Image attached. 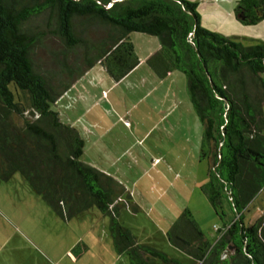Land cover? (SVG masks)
I'll return each mask as SVG.
<instances>
[{"label": "trees", "instance_id": "obj_1", "mask_svg": "<svg viewBox=\"0 0 264 264\" xmlns=\"http://www.w3.org/2000/svg\"><path fill=\"white\" fill-rule=\"evenodd\" d=\"M40 16L57 41L50 55L58 69L48 73L36 71L31 61L43 33L26 26ZM234 18L255 25L264 18V0H239ZM132 33L157 38L158 62L186 79L202 128L200 158L208 163L200 191L221 223L210 244L185 209L169 228L168 242L196 264H264V43L243 46L202 28L195 3L0 0V182L20 173L64 221L96 209L108 218L115 253L129 264H178L138 243L120 223L117 203L129 198L125 188L82 161L79 133L53 110L95 66L114 82L132 71ZM254 202L260 216L252 221L246 213Z\"/></svg>", "mask_w": 264, "mask_h": 264}, {"label": "crops", "instance_id": "obj_2", "mask_svg": "<svg viewBox=\"0 0 264 264\" xmlns=\"http://www.w3.org/2000/svg\"><path fill=\"white\" fill-rule=\"evenodd\" d=\"M129 39L137 60L132 71L114 82L95 66L53 110L79 133L82 161L125 188L129 198L117 203L120 223L138 243L175 260L167 232L189 207L172 193L177 180L157 175L172 168L170 154L177 160L189 146L195 149L202 128L173 87L179 80L158 62V40L141 34ZM9 183L15 185L12 194H0V264H129L115 253L108 218L96 209L64 221L24 180Z\"/></svg>", "mask_w": 264, "mask_h": 264}, {"label": "rangeland", "instance_id": "obj_3", "mask_svg": "<svg viewBox=\"0 0 264 264\" xmlns=\"http://www.w3.org/2000/svg\"><path fill=\"white\" fill-rule=\"evenodd\" d=\"M189 3L196 4V13L199 17L200 26L213 33H222V35L230 38L232 41L241 43L243 46L257 45L264 43V18L255 25H244L236 21L234 18V8L239 0H183ZM27 28L33 30L36 33H43V36L39 44L34 48L31 54V61L36 71L42 73H48L56 71L58 66L53 63L50 50L57 49V41L53 36L47 33L45 28V16L35 17L29 20L26 24ZM94 32V30H92ZM96 33V32H94ZM98 34V33H96ZM131 35H138V33H132ZM143 35V34H141ZM156 42L157 38L153 37ZM137 43V42H136ZM140 49H144L141 44H137ZM175 78L179 80L173 85L174 89H177L178 96L184 98L189 102L186 79L183 74L175 71L173 72ZM248 89L251 93H255L254 85L248 84ZM264 114V105L262 107ZM196 126L199 130L201 125L193 112ZM198 139L195 142V149L189 146L182 157L175 160L173 155L171 156V169H162L161 174L157 177L160 180H177L175 183V189L172 193L178 196V201L183 205L189 207V211L194 213L193 217L198 224L199 228L203 232L206 240L210 244L218 237L216 229L221 227V223L214 215L209 203L205 196L201 193L200 187L207 181V169L208 163L206 159L200 158V142ZM170 146V145H168ZM175 174L177 176L175 177ZM9 180H24L20 173H15ZM0 182V194L10 195L13 192L14 183ZM27 184V183H26ZM15 194V193H14ZM264 194V191H263ZM14 197L11 196V199ZM18 205V202L15 201ZM254 202L249 212L246 213L247 219L254 221L260 214L255 212ZM192 214V213H191ZM175 255V261L178 264H196L195 261L180 252L176 248L170 249ZM155 264H171L164 263L161 260H156Z\"/></svg>", "mask_w": 264, "mask_h": 264}, {"label": "built area", "instance_id": "obj_4", "mask_svg": "<svg viewBox=\"0 0 264 264\" xmlns=\"http://www.w3.org/2000/svg\"><path fill=\"white\" fill-rule=\"evenodd\" d=\"M124 122H125V124H126V125H128V124H129L127 121H124ZM228 255H229V254H228V253H226V254H224V255L222 256V258H227V257H228Z\"/></svg>", "mask_w": 264, "mask_h": 264}, {"label": "water", "instance_id": "obj_5", "mask_svg": "<svg viewBox=\"0 0 264 264\" xmlns=\"http://www.w3.org/2000/svg\"><path fill=\"white\" fill-rule=\"evenodd\" d=\"M114 3V1H112L110 4L107 5V7L111 6ZM229 249L231 250L232 248L229 247Z\"/></svg>", "mask_w": 264, "mask_h": 264}]
</instances>
